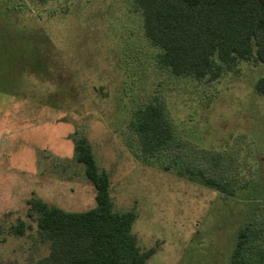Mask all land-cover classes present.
Instances as JSON below:
<instances>
[{"label": "rangeland", "instance_id": "rangeland-1", "mask_svg": "<svg viewBox=\"0 0 264 264\" xmlns=\"http://www.w3.org/2000/svg\"><path fill=\"white\" fill-rule=\"evenodd\" d=\"M157 51L132 0H0V264L47 254L27 200L95 206L74 159L81 139L108 175L112 209L134 212L136 243L152 251L147 264H231L237 231L249 223L264 243V98L253 87L264 62L197 80L160 68ZM154 99L179 145L143 160L129 119ZM184 166L238 188L221 192ZM18 219L22 235L10 230Z\"/></svg>", "mask_w": 264, "mask_h": 264}, {"label": "trees", "instance_id": "trees-1", "mask_svg": "<svg viewBox=\"0 0 264 264\" xmlns=\"http://www.w3.org/2000/svg\"><path fill=\"white\" fill-rule=\"evenodd\" d=\"M142 16L144 36L158 49L155 62L175 76L214 80L234 69L239 61L264 62V0H132ZM264 98V75L254 82ZM129 126L135 133L138 158L148 160L177 147L175 127L165 105L154 99L132 111ZM209 162L216 167V158ZM74 159L83 164L92 183L95 206L84 211H65L39 198L27 200L26 213L47 254L24 263L7 264H147L151 250H141L131 227L132 210L112 209L108 175L97 166L84 139L75 145ZM165 168L169 167L165 164ZM190 179H198L221 192L233 193L234 182L184 166ZM26 224L18 219L11 233L22 235ZM263 231L249 223L239 228L231 264H264Z\"/></svg>", "mask_w": 264, "mask_h": 264}]
</instances>
